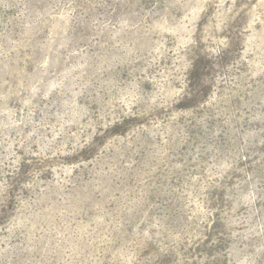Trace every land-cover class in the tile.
Wrapping results in <instances>:
<instances>
[{
	"label": "rangeland",
	"instance_id": "374dc122",
	"mask_svg": "<svg viewBox=\"0 0 264 264\" xmlns=\"http://www.w3.org/2000/svg\"><path fill=\"white\" fill-rule=\"evenodd\" d=\"M0 264H264V0H0Z\"/></svg>",
	"mask_w": 264,
	"mask_h": 264
}]
</instances>
